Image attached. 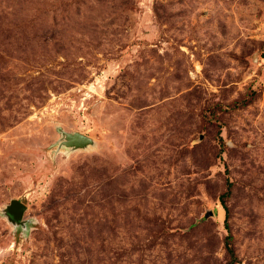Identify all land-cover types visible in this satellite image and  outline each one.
Returning <instances> with one entry per match:
<instances>
[{
	"label": "rangeland",
	"instance_id": "1",
	"mask_svg": "<svg viewBox=\"0 0 264 264\" xmlns=\"http://www.w3.org/2000/svg\"><path fill=\"white\" fill-rule=\"evenodd\" d=\"M227 244L264 264V0H0V264H228Z\"/></svg>",
	"mask_w": 264,
	"mask_h": 264
},
{
	"label": "water",
	"instance_id": "2",
	"mask_svg": "<svg viewBox=\"0 0 264 264\" xmlns=\"http://www.w3.org/2000/svg\"><path fill=\"white\" fill-rule=\"evenodd\" d=\"M60 134L59 146H64L69 150H83L94 144V140L80 132H68L60 126L56 128ZM26 210V205L19 199L13 198L4 207L6 218L14 225L24 226L23 215Z\"/></svg>",
	"mask_w": 264,
	"mask_h": 264
},
{
	"label": "trees",
	"instance_id": "3",
	"mask_svg": "<svg viewBox=\"0 0 264 264\" xmlns=\"http://www.w3.org/2000/svg\"><path fill=\"white\" fill-rule=\"evenodd\" d=\"M227 193H228V190L222 195V198H221V204H222V206H223V208L225 210V221H226V218L228 216V207H227V205H226V203L224 201L223 196L224 195H227ZM227 252L229 253V255L231 257L230 258L231 260H230V262L228 264H233L232 261L234 259V251H233V249L228 244H227Z\"/></svg>",
	"mask_w": 264,
	"mask_h": 264
}]
</instances>
